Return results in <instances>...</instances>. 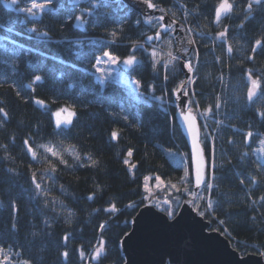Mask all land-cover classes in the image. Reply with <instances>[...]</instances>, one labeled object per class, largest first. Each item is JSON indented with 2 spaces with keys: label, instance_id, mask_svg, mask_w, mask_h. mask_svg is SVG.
Segmentation results:
<instances>
[{
  "label": "trees",
  "instance_id": "trees-1",
  "mask_svg": "<svg viewBox=\"0 0 264 264\" xmlns=\"http://www.w3.org/2000/svg\"><path fill=\"white\" fill-rule=\"evenodd\" d=\"M71 1L53 0L33 15L20 10L32 0L11 6L0 0V108L8 113L0 114V247L17 264H123L119 244L148 203L145 180L165 181L155 195L171 204L164 210L172 214L187 197L183 187L193 186L188 145L175 117L183 69L179 58L163 67L170 34L148 41L160 22H147L122 1ZM151 1L195 41L187 89L212 185L197 210L223 221L216 226L242 254H264V97L246 98L248 71L264 78V47L255 44L264 45V0L247 19L248 0H229L232 12L219 24L214 13L221 0ZM225 27L226 37L218 38ZM153 51L162 56L153 58ZM104 52L137 57L125 70L140 82L145 99H136L121 80H99L95 64ZM67 107L75 113L71 123H59L56 112ZM113 204L116 210H109ZM101 241L105 252L93 259Z\"/></svg>",
  "mask_w": 264,
  "mask_h": 264
},
{
  "label": "water",
  "instance_id": "water-1",
  "mask_svg": "<svg viewBox=\"0 0 264 264\" xmlns=\"http://www.w3.org/2000/svg\"><path fill=\"white\" fill-rule=\"evenodd\" d=\"M90 1L96 0H72L71 2L74 5H81ZM101 1H122L144 17L147 22H149L151 15L156 18L163 16L164 20L159 21L160 24L171 25V30L168 32L175 35L177 53L185 77L183 87H179L181 94L178 96L176 91L174 92V102L177 107L176 121L188 145L193 193L196 194L182 203L176 215L159 209L155 203H147L141 206L130 220L129 232L119 244L125 259L123 264H264V254L256 252L242 254L234 247L229 237L212 229L213 222L211 220L193 208L197 196L204 188L203 185L200 188L196 187V172L200 168L204 180L207 182L208 158L202 143L199 119L192 109L190 112L188 111L191 105L187 104V101H190L187 86L189 78L192 79V74L184 65L193 50V46L187 42L181 23L152 1L151 3L156 6L155 8L148 6V0ZM228 15L222 14L220 22ZM158 31L161 35L168 33L160 27ZM184 48L187 49V52L182 51ZM184 90L188 92L187 97L182 94ZM182 110L183 116L181 115Z\"/></svg>",
  "mask_w": 264,
  "mask_h": 264
},
{
  "label": "snow or ice",
  "instance_id": "snow-or-ice-1",
  "mask_svg": "<svg viewBox=\"0 0 264 264\" xmlns=\"http://www.w3.org/2000/svg\"><path fill=\"white\" fill-rule=\"evenodd\" d=\"M52 2H53V0H43V2H38V0H32V3H31V6L30 7L26 8V9H20V10L21 11H26V12L34 15L35 14L34 10H37L38 9L40 11H43L46 7H49L52 4ZM16 3H17V0H11L9 6H11L12 4H16ZM254 4L261 5L262 4V0H248V4H247V14L245 16V19H247V16L248 15H251V12H252L253 5ZM148 6L149 7H152V8H155L156 7L154 4L151 3V0H148ZM232 8H233V4L232 3H229V0H221V2L219 3V5L216 6V9H215V13H214V15H215V22L216 23H219L222 14L225 15V16L228 15V13L231 12ZM86 11L91 12V9H87ZM78 19H81V18H78ZM152 19L153 18H149V21L151 22ZM155 19L157 21H163L164 20V17L163 16H160V17L155 18ZM136 23H139V21H136ZM242 26L243 25H241V27ZM159 27L161 29H163L164 32H168V31L171 30V25H167L166 26V25H164V24L161 23V24H159ZM33 31H35V29H33ZM227 31H228V29H227V27H225L224 31H222V32H220V33L217 34L218 35V38H221V39L225 38L226 35H227ZM45 35H46V33H45ZM115 35H116V33L113 32V36H115ZM160 38H161V34H160L159 31L156 32L155 37H153V36L146 37V39L148 41H152L153 39H157L158 40ZM188 43L189 44H194L195 41L190 39L188 41ZM255 44H256L257 47H264V45H262V43H261V40H256L255 41ZM182 51L187 52V49L184 48V49H182ZM227 51L229 53L232 52V46L231 45H228ZM252 51L255 52L256 51V48H253ZM151 55H152L153 58H155L157 56V53L155 51H153L151 53ZM103 56L106 57L107 59L106 60H102L101 58H97V61H96L97 66L101 65L102 63L118 64V63H121V62L124 63L126 66H131V65H133V64H135L137 62V57L135 55H129L123 61H121V58L119 56H113L110 52H104L103 53ZM168 56H169V59L163 63V67L165 69H167L168 66L170 64H172L173 61L177 60V57L176 56H173L171 54V52L168 53ZM249 59H252V57H249ZM156 63L159 64L160 63V60H156ZM184 66L187 68L188 72H193V70H194L193 69V65H192V63L190 61L186 62ZM97 70L98 71H101V72L104 71V69L103 68H100V67H97ZM248 78H249V80L251 82V87L247 91V96H246L247 100L253 101L254 98L264 97V78H252V71L251 70L248 71ZM35 79L37 81H39L41 79V77L40 76H36ZM165 79H167V76H165ZM191 82H192L191 81V78H189L188 83H191ZM136 83L139 84L140 82L139 81H136ZM183 84H184V82H181V87H183ZM176 94L178 96L181 94V89L180 88H178L176 90ZM182 94H183L184 97H187L188 96L187 90H184ZM192 103H193V101H187V104L188 105H191ZM216 107H219V104H217ZM209 110H211V109H209ZM188 111L189 112L191 111V108L190 107L188 108ZM0 114H2L3 117H7V115H8V113L6 111H4V109H2V108H0ZM71 115L74 116L75 113H72ZM181 115L182 116L184 115L183 110L181 112ZM259 115L261 117H264V111L259 112ZM124 119L127 120L128 119L127 116H125ZM65 123H71V120L70 119L69 120H66ZM58 126H59V124H58ZM253 135L254 134L251 131H249L247 133V137L249 139L251 137H253ZM116 137H117V133L116 132H113L112 133V138H116ZM24 143L25 144H28V141L25 140ZM260 144L262 146H264V139H261L260 140ZM42 147H45L46 150L49 151V152H51L53 156H58L59 155V153L56 152V151H54L52 148H48L47 146H42ZM28 150L30 152H32V156H33V158H35L36 153L34 151H32V149H31L30 146H29V149ZM69 150H71V149H69ZM261 150H264V148H262ZM73 155L76 157L77 160H79L80 157H79V154L78 153H76L75 151H73ZM128 155L129 156L132 155L131 151H129ZM89 160H91V163L93 165H95L97 163L95 160H92L91 159V156H89ZM61 162L62 163H65V164L67 163L66 161H63L62 157H61ZM125 163L127 164L128 161L126 160ZM209 166L211 167V162H210V165ZM133 167H135V166H133ZM52 168H53V171H54L55 170V166L52 165ZM186 175H187V173H186ZM35 178H36L35 177V174H33V180H35ZM251 182L253 184H256L257 183L256 178L255 177H252L251 178ZM195 183H196V187L197 188H200L202 185H203V187H206V188H209V189L212 187L211 184L205 182L204 175H203V173H202V171H201L200 168L197 169L196 177H195ZM241 183H243V180H241ZM36 187L37 188H40V184H36ZM194 195H196V194L194 193ZM91 198L92 197L89 196V199H91ZM261 200H264V197H261ZM211 206L212 205L209 202V207H211ZM109 210H116L115 209V205L113 204L111 206V209H109ZM201 215H203V213H201ZM70 222L71 221H69V223ZM221 223H223V221H221ZM100 227H101V229H103L104 226L101 225ZM64 239L65 240L68 239L67 235H65ZM0 251H3V249H0ZM104 252H105V248H104L103 242L101 241L100 244H99V247H97V248L94 249V252L92 254V258L99 260L101 258V256L104 254ZM63 255L65 257H67L68 256V252H64ZM81 255L83 256L84 253L81 252ZM7 260H9V258L8 257H5V261H7ZM0 264H5V262L4 261H0ZM24 264H30V261H25Z\"/></svg>",
  "mask_w": 264,
  "mask_h": 264
},
{
  "label": "rangeland",
  "instance_id": "rangeland-1",
  "mask_svg": "<svg viewBox=\"0 0 264 264\" xmlns=\"http://www.w3.org/2000/svg\"><path fill=\"white\" fill-rule=\"evenodd\" d=\"M151 18H153L152 20L155 21V16L151 15ZM182 29L184 30L185 34H186V27L184 25L181 24ZM173 33H170V37L167 38L165 40V44L167 49L165 50L166 53L171 52V54L174 53V51H176L177 54V42L175 39V35H173L174 37H172ZM189 41V37L187 38V42ZM158 52V51H156ZM157 53V59L160 58L159 56H162V53L159 54ZM114 56V55H113ZM98 58H101L102 60H106L107 58L104 57L103 55L99 56ZM177 58L180 59L179 55L177 54ZM123 61V60H121ZM191 62V55L187 58L188 62ZM97 67L103 68L104 71H98ZM129 66H126L124 63H118V64H110V63H102L101 65L97 66V63L95 64V69L97 72V76L99 78V80L103 83L106 82V80L108 79H118L121 80L125 83H127L131 88H132V93L134 95V97L138 100L141 99H145L142 98L141 95L139 94V88H140V84H137L136 79L130 77L128 75V73L126 72V68H128ZM191 74H193V72H191ZM185 79V77H184ZM191 81H193V75H192V79ZM192 83V82H191ZM189 83L188 86L191 84ZM187 86V88H188ZM73 111L70 108H63L61 110H58L56 112V119L59 123H65L66 120L71 119ZM261 148H264V146H262ZM193 183V182H192ZM165 181L159 177H148L145 180V190L147 192L146 195V200L148 201V203H155V205L164 210V209H171V204L166 201V200H160L159 197H157L155 195L156 192L162 191L165 188ZM187 190V191H186ZM183 192L187 195V197L185 198V200H189L194 196L193 193V186H190V184L185 185L183 187ZM203 198V190L200 192V194L197 196L195 203L193 204V208L197 210V205L198 203L202 200ZM184 200V201H185ZM165 211V210H164ZM167 212V211H166ZM199 212V211H198ZM200 213V212H199ZM201 214V213H200ZM0 249H2L0 247ZM5 257H8L9 260L5 261ZM0 261H4L5 264H17V261H15L14 255L11 253V255L3 249V251H0Z\"/></svg>",
  "mask_w": 264,
  "mask_h": 264
},
{
  "label": "built area",
  "instance_id": "built-area-1",
  "mask_svg": "<svg viewBox=\"0 0 264 264\" xmlns=\"http://www.w3.org/2000/svg\"><path fill=\"white\" fill-rule=\"evenodd\" d=\"M216 224H217V226H219V225L222 224V223H221V221H218V220H217Z\"/></svg>",
  "mask_w": 264,
  "mask_h": 264
},
{
  "label": "bare ground",
  "instance_id": "bare-ground-1",
  "mask_svg": "<svg viewBox=\"0 0 264 264\" xmlns=\"http://www.w3.org/2000/svg\"><path fill=\"white\" fill-rule=\"evenodd\" d=\"M175 117H176V114H175Z\"/></svg>",
  "mask_w": 264,
  "mask_h": 264
}]
</instances>
